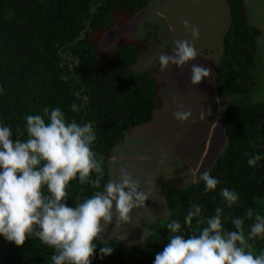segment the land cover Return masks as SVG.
<instances>
[{
    "label": "trees",
    "instance_id": "obj_1",
    "mask_svg": "<svg viewBox=\"0 0 264 264\" xmlns=\"http://www.w3.org/2000/svg\"><path fill=\"white\" fill-rule=\"evenodd\" d=\"M151 1L0 0V126L11 128L13 140L17 128L25 133L21 139H27L26 116H43L44 107L49 112L60 108L68 122L94 124L96 142L92 150L98 158L103 157L104 178L97 187L81 185L78 177L71 181L67 189L70 207L103 190L113 151L130 130L151 123L160 105L162 84L156 71L133 70L147 51L144 44L123 39L111 53L100 49L107 34L132 21ZM226 2L230 25L223 38L214 81L218 97L236 98L237 103L224 115L228 147L210 171L220 184L207 193L199 178L184 187L172 184L161 189L168 214L149 225L151 235L128 254L119 242L96 241L91 264H154L155 255L168 243L166 225L172 220L183 224L193 205L202 209L191 225L197 233L206 223L197 224L196 220L206 221L215 214L216 207L224 209V229L235 230L232 218L244 219L246 238L254 222L246 218V210L252 207L264 215L260 205L264 199V159L257 167H250L245 155H264V103L251 100L257 88L253 72L262 31L250 24L245 0ZM74 102L81 111H70ZM223 188L239 194L231 208L220 195ZM188 235L185 226V238ZM249 243L254 255L264 251V238L257 237ZM101 246L113 248L112 254L101 259ZM54 254V248L30 237L22 246L9 241L1 264H53Z\"/></svg>",
    "mask_w": 264,
    "mask_h": 264
},
{
    "label": "clouds",
    "instance_id": "obj_2",
    "mask_svg": "<svg viewBox=\"0 0 264 264\" xmlns=\"http://www.w3.org/2000/svg\"><path fill=\"white\" fill-rule=\"evenodd\" d=\"M183 23L189 27L187 20ZM191 33L198 37V28L192 26ZM197 57L191 42L175 40L171 54L159 55L160 71H165L169 65L182 70ZM211 74L210 68L192 64L190 82L197 85ZM171 100L178 109L174 118L181 123L188 121L192 112L183 110L175 94ZM70 111L79 112L81 106L74 102ZM209 115L211 108L202 107L199 118L204 120ZM26 133L27 139H21L25 133L17 128L13 140L11 128L0 126V236L17 246H22L30 237L38 238L54 248L53 264H91L96 241L102 244L104 240L102 222L127 223L134 209L145 207L149 194L125 167H121L118 178L108 179L102 191L70 207L67 189L71 181L78 177L81 185L97 187L104 178L103 157L98 158L92 150L96 142L94 124L68 122L60 108L49 112V108L44 107L43 116H26ZM245 155L250 167H257L264 159V155L258 153ZM199 180L205 184V193L215 191L220 184L210 171L202 172ZM220 195L228 208L239 200V194L228 188H223ZM201 211V206L193 205L183 224L172 220L166 225L168 243L155 255L154 264H264V251L254 255L249 243L257 237L264 238V215L252 207L246 210V218L254 220L246 238L245 221L240 217L232 218L235 230L223 228L222 207H216L215 214L206 221L197 219V224L206 223V226L198 233L192 231L193 219L200 217ZM185 226L190 232L188 238H185ZM148 235L151 232L145 227L142 240ZM112 252L111 247L99 248L101 259Z\"/></svg>",
    "mask_w": 264,
    "mask_h": 264
},
{
    "label": "rangeland",
    "instance_id": "obj_3",
    "mask_svg": "<svg viewBox=\"0 0 264 264\" xmlns=\"http://www.w3.org/2000/svg\"><path fill=\"white\" fill-rule=\"evenodd\" d=\"M252 26L262 31L259 55L254 68L257 88L251 94L255 103H264V0H245ZM189 22L185 27L183 21ZM230 25L226 0H152L148 8L132 21L111 31L100 45L103 53L116 50L123 39L140 41L146 53L134 65L141 73L155 70L162 84L160 105L151 123L126 133L124 142L113 151L108 163L109 179H117L121 167L139 181L149 194L145 207L130 213L127 223L103 224V242L116 241L124 251H130L144 241L143 229L168 214L161 189L169 185L184 187L194 183L204 171H211L228 147L224 115L237 103L236 98L221 99L216 95L214 74L222 53V42ZM192 26L199 30L193 37ZM188 40L197 50L198 57L181 70L169 65L161 72L159 55L171 54L175 40ZM200 64L212 70L208 78L192 85L191 65ZM175 94L183 110L192 117L181 123L174 118L178 110L171 96ZM202 107L211 108V115L199 118ZM264 138V136H263ZM264 208V199L260 201ZM9 241L0 236V264L8 251Z\"/></svg>",
    "mask_w": 264,
    "mask_h": 264
}]
</instances>
